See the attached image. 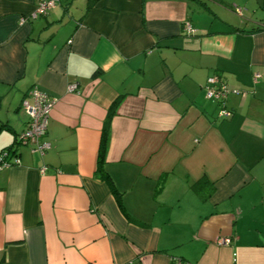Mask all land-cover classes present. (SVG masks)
<instances>
[{
  "label": "crops",
  "instance_id": "obj_1",
  "mask_svg": "<svg viewBox=\"0 0 264 264\" xmlns=\"http://www.w3.org/2000/svg\"><path fill=\"white\" fill-rule=\"evenodd\" d=\"M51 1L0 0V264H264V0Z\"/></svg>",
  "mask_w": 264,
  "mask_h": 264
},
{
  "label": "built area",
  "instance_id": "obj_2",
  "mask_svg": "<svg viewBox=\"0 0 264 264\" xmlns=\"http://www.w3.org/2000/svg\"><path fill=\"white\" fill-rule=\"evenodd\" d=\"M53 5L51 0H39L34 15H44L47 10ZM235 11L240 13L239 8H235ZM185 30L189 32V24L185 25ZM257 74L255 78H257ZM74 85H69L68 89L73 90ZM204 91L207 98L216 101L219 104L218 118L225 119L231 115V111L224 105L226 97L228 95V88L226 84L221 81L217 75L208 77L206 84L204 85ZM32 102L30 103L27 99L22 101V105L29 115V121L25 129L17 136V142L19 144L31 145V150L39 154L44 153L49 148V143L43 141V137L46 134L47 122L51 111L56 103V99L47 93L39 90L37 87H33L29 91ZM12 150V149H11ZM10 151V150H9ZM0 152V169L4 166L19 163V159L16 153L11 151ZM12 154V163L8 161V156ZM219 244L229 243V239H218ZM174 264H190L184 262L180 258L174 259Z\"/></svg>",
  "mask_w": 264,
  "mask_h": 264
},
{
  "label": "trees",
  "instance_id": "obj_3",
  "mask_svg": "<svg viewBox=\"0 0 264 264\" xmlns=\"http://www.w3.org/2000/svg\"><path fill=\"white\" fill-rule=\"evenodd\" d=\"M119 103V99L115 100L113 102V104L111 105L109 112H108V116L105 120V127L103 129V133H102V137H101V147L99 150V154L97 157V172H102V162L104 161V157H105V145H106V140H107V125H108V121L110 119V117L114 114L116 106Z\"/></svg>",
  "mask_w": 264,
  "mask_h": 264
}]
</instances>
